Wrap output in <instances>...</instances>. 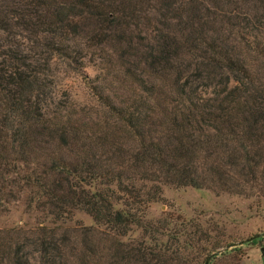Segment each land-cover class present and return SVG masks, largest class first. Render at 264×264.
<instances>
[{
    "label": "trees",
    "instance_id": "16d2710c",
    "mask_svg": "<svg viewBox=\"0 0 264 264\" xmlns=\"http://www.w3.org/2000/svg\"><path fill=\"white\" fill-rule=\"evenodd\" d=\"M51 53L93 104L53 91ZM162 186L264 198V0H0V214L48 222L0 229V264H239L192 221L118 239L165 228L141 219Z\"/></svg>",
    "mask_w": 264,
    "mask_h": 264
},
{
    "label": "rangeland",
    "instance_id": "374dc122",
    "mask_svg": "<svg viewBox=\"0 0 264 264\" xmlns=\"http://www.w3.org/2000/svg\"><path fill=\"white\" fill-rule=\"evenodd\" d=\"M67 53H71L70 50H67ZM28 54L33 56L35 52L31 51ZM71 54H74L73 59L80 65L83 73L89 77L100 75L91 65L90 58L82 57L83 54ZM41 59L38 63L46 65L49 74L48 81L53 83V91L56 94L64 92L73 101L94 103L81 76L73 70L72 60L53 53ZM160 195L159 201L147 204L141 214V219L143 222L151 224L164 221L165 228L150 236L141 228L131 226L124 235L118 236L119 240L123 242L141 240L146 244H152V240H154L156 243H164L168 232L172 236L173 231H177L179 234L175 236L182 243L192 231L185 223L192 221L210 236L209 245L202 242L201 246L205 248L212 245L218 246L220 252L225 251L228 255L234 253L237 255L239 264H264V236L260 235L264 231V198H244L188 186L178 188L162 186ZM38 221L48 224L41 216L27 210L22 200L14 201L0 214V229L31 228ZM182 222L183 224H181ZM59 224L70 227L76 224L96 227L91 218L81 210H73L71 215L64 218ZM229 245L231 247H227ZM233 247L238 250L230 252ZM186 248L192 250L189 246ZM218 264L225 263L220 261Z\"/></svg>",
    "mask_w": 264,
    "mask_h": 264
},
{
    "label": "water",
    "instance_id": "95a60500",
    "mask_svg": "<svg viewBox=\"0 0 264 264\" xmlns=\"http://www.w3.org/2000/svg\"><path fill=\"white\" fill-rule=\"evenodd\" d=\"M260 235H261V236H264V231H262V232L260 233ZM214 254H215V253H214ZM207 262H208V259H206V260L204 261L203 264H207Z\"/></svg>",
    "mask_w": 264,
    "mask_h": 264
}]
</instances>
